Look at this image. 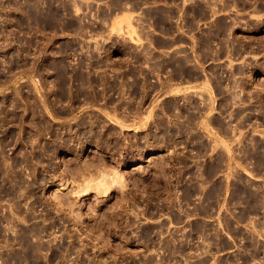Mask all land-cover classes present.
<instances>
[{
    "label": "rangeland",
    "instance_id": "obj_1",
    "mask_svg": "<svg viewBox=\"0 0 264 264\" xmlns=\"http://www.w3.org/2000/svg\"><path fill=\"white\" fill-rule=\"evenodd\" d=\"M178 250L264 264V0H0V264Z\"/></svg>",
    "mask_w": 264,
    "mask_h": 264
},
{
    "label": "flooded vegetation",
    "instance_id": "obj_2",
    "mask_svg": "<svg viewBox=\"0 0 264 264\" xmlns=\"http://www.w3.org/2000/svg\"><path fill=\"white\" fill-rule=\"evenodd\" d=\"M162 211H164V209H157V210H155L153 212L151 211L150 213L155 214V213H161ZM198 212H199L198 209L196 207H193L191 209V211L190 212H186V214L183 211L180 213L178 211L175 212L174 210H169V209L167 210V213H166V214H169L171 217H175L173 220L175 222H177V223H179V221H181L180 220V216H182V217L188 216L190 218V220L192 222L190 224V229H189L190 238L188 239V243L190 242V244H191L193 249H194V247H196L194 244L197 243V241L195 239H196V237H199L196 234L197 233V226H199V223L195 222V216H196V214H198ZM239 214H241L240 211H239ZM189 218H186V219H189ZM182 222L185 223V219ZM240 226H242V224H239V227ZM234 227H238V226L235 225ZM237 229H239L240 234H241L242 230L240 228H237ZM155 233H156V231L154 230V227L151 226L148 229H145V231L143 232L142 237L144 238V241L149 242V241L152 240V238L154 237L153 234H155ZM187 248L189 249V245L187 246ZM180 252L182 253V252H184V250H182V251L178 250L177 253L174 256L171 255V254H167L166 253L165 257H162V258H159V257L145 258V259H143L142 262H140V264H147V263L148 264H153V263L154 264H159V263L160 264H181V263H185L186 259L184 257H181L178 254ZM190 253L191 252H189L188 254H190ZM192 253H194V252H192ZM151 261H152V263H151ZM195 261L196 260H194V259L193 260L188 259V262H190V264H195ZM220 261H219V264H225L224 260L221 261V262ZM206 262H207V260L205 259V260H203L201 262V264H206ZM255 262H259V261L257 260ZM240 263L243 264V261L241 260ZM226 264H227V262H226Z\"/></svg>",
    "mask_w": 264,
    "mask_h": 264
},
{
    "label": "bare ground",
    "instance_id": "obj_3",
    "mask_svg": "<svg viewBox=\"0 0 264 264\" xmlns=\"http://www.w3.org/2000/svg\"><path fill=\"white\" fill-rule=\"evenodd\" d=\"M77 12H78V11H77ZM162 19H163V18H162ZM49 23H50V22H49ZM51 23H52V22H51ZM63 66H64V65H63ZM60 67H61V66H60ZM55 68H57V66H55ZM58 68H59V65H58ZM61 69H62V68H61ZM65 69H66V68H65ZM65 69H64V70H65ZM48 71H49V69H48ZM65 71H66V70H65ZM81 71H82V70H81ZM45 72H46V71H45ZM42 73H43V72H42ZM64 73H65V72H64ZM47 74H48V73H47ZM55 74H56V73H55ZM77 74H78V73H77ZM79 74H80V73H79ZM82 74H83V73H82ZM43 75H44V74H43ZM62 75H63V73H62ZM64 75H66V73H65ZM74 75H75V74H74ZM83 75H84V74H83ZM83 75H82V76H83ZM45 76H46V75H45ZM56 76H57V75H56ZM76 76H77V75H76ZM76 76H75V77H76ZM82 76H81V79H82ZM77 77H78V76H77ZM62 78H63V76H62ZM64 78H65V76H64ZM64 78H63V79H64ZM70 78H71V77H70ZM59 79H60V76H59ZM59 79H58V77H57V80H59ZM63 79L61 80V82H63ZM78 79H80V78H78ZM83 79H84V78H83ZM75 80H77V79H75ZM86 80H87V79H86ZM64 81H65V80H64ZM59 82H60V81H59ZM61 82H60V83H61ZM83 82H84V80H83ZM85 82H86V81H85ZM81 83H82V82H81ZM87 83H88V82H87ZM83 84H84V83H83ZM59 85H60V84H59ZM62 85H63V83H62ZM85 85H86V84H85ZM92 85H93V84H92ZM60 86H61V85H60ZM63 86H65V84H64ZM63 86H62V87H63ZM84 87H85V86H84ZM63 89H65V88H63ZM63 92H64V91H63ZM92 95H93V94H92ZM89 99L91 100V98H89ZM96 99H97V97H96ZM93 100H94V98H93ZM93 100H92V101H93ZM46 102H47V101H46ZM170 105H171V104H170ZM174 108H175V107H174ZM88 123H90V122H88ZM80 124H81V123H80ZM85 125H86V123H85ZM79 127H80V125H79ZM84 127H85V126H84ZM47 128H48V126H47ZM82 128H83V127H82ZM80 129H81V128H80ZM84 129H85V128H84ZM45 130H46V128H45ZM47 131H48V130H47ZM80 131H81V130H80ZM83 131L85 132V130H83ZM88 132H89V131H88ZM90 133H91V132H90ZM40 134H41V133H40ZM80 135H81V134H80ZM88 137H89V136H88ZM54 140H55V139H54ZM56 141H58V140H56ZM87 141H88V140H87ZM67 142H68V141H67ZM54 143H55V142H54ZM64 143H66V142H64ZM66 144H67V143H66ZM66 144H65V145H66ZM55 145H56V143H55ZM63 145H64V144H63ZM65 145H64V146H65ZM58 146H59V145H57V147H58ZM64 146H63V147H64ZM65 147H66V146H65ZM49 148H50V147H49ZM55 148H56V146H55ZM59 148H60V147H59ZM51 149H52V148H51ZM51 149H50V150H51ZM52 150L54 151V149H52ZM53 151H52V152H53ZM61 151H62V150H61ZM55 152H56V151H55ZM50 153H51V151H50ZM213 172H214V171H213ZM213 172H212V173H213ZM113 179H114V178H113ZM123 180H124V177H123V176H118V175H117V177L114 179V182H115V183H122V184H123ZM99 187H100V186H99ZM101 187H102V186H101ZM103 188H104V187H103ZM107 191H109V188H107V189L105 190L106 193H107ZM105 192H104V194H105ZM180 253H181V252H180ZM151 263H152V261H151ZM147 264H148V263H147ZM153 264H154V263H153Z\"/></svg>",
    "mask_w": 264,
    "mask_h": 264
}]
</instances>
